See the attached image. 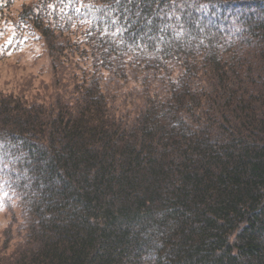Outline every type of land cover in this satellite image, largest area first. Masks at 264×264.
<instances>
[{"label":"trees","instance_id":"obj_1","mask_svg":"<svg viewBox=\"0 0 264 264\" xmlns=\"http://www.w3.org/2000/svg\"><path fill=\"white\" fill-rule=\"evenodd\" d=\"M9 22L53 83L0 95V264H264V0H32Z\"/></svg>","mask_w":264,"mask_h":264},{"label":"rangeland","instance_id":"obj_2","mask_svg":"<svg viewBox=\"0 0 264 264\" xmlns=\"http://www.w3.org/2000/svg\"><path fill=\"white\" fill-rule=\"evenodd\" d=\"M32 0H12L8 10L0 11V95L24 94L35 98L43 93L45 87L53 83L50 62L43 45L37 38L26 37L13 41L10 31L14 30L13 19L23 3ZM20 33V32H18ZM9 208L8 198L1 199ZM13 211V210H12ZM14 213L18 214L16 208ZM11 221L7 209L0 210V250L4 245L3 232L10 227Z\"/></svg>","mask_w":264,"mask_h":264}]
</instances>
